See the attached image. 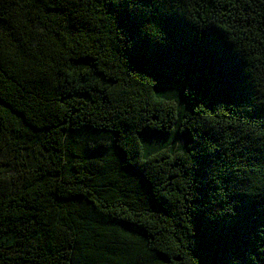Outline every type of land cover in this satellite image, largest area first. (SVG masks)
Masks as SVG:
<instances>
[{"label": "trees", "instance_id": "16d2710c", "mask_svg": "<svg viewBox=\"0 0 264 264\" xmlns=\"http://www.w3.org/2000/svg\"><path fill=\"white\" fill-rule=\"evenodd\" d=\"M153 4L219 34L245 103L225 90L197 110L174 76L164 93L128 60L115 0H0V264H264L245 230L264 224V0ZM225 185L254 202L234 225L207 218Z\"/></svg>", "mask_w": 264, "mask_h": 264}, {"label": "snow or ice", "instance_id": "6c2138e0", "mask_svg": "<svg viewBox=\"0 0 264 264\" xmlns=\"http://www.w3.org/2000/svg\"><path fill=\"white\" fill-rule=\"evenodd\" d=\"M140 3H144V0H115L114 8L118 11L113 13L127 38L126 54L134 68L139 69L140 65H147L148 70L146 72L154 77L162 90L179 89L181 93L180 88L166 85L165 78L174 76L175 80L183 83L184 97L188 98L191 107H195L197 110H199L198 106L212 101L219 92L225 90L237 96L238 104L246 102L242 88L231 80L226 71L227 57L222 49L219 34L207 31L198 36H193L178 19L158 10L154 11L156 4H153V0L152 7H148L149 4L144 3L145 9L140 8ZM151 27L162 33L164 38L159 40L146 39L147 31ZM217 64L225 66L222 75L217 74ZM197 76L203 79L206 91L198 86ZM157 135L155 126H146L141 132V136L149 143ZM216 195L219 201L224 203V206L208 215V220L212 222H215L218 217H225L226 214H230L226 223L229 225L237 224L239 216L236 210L238 208L242 210L245 206L254 203L245 195L230 192L226 185L218 188ZM237 195L247 199L229 200L230 196L235 197ZM217 198L212 201V205L217 204ZM190 220L191 238L197 245V231L193 223V215ZM253 227L255 231H252ZM245 230L249 239L255 240L259 236L264 240V224L252 225L249 222ZM257 250L264 253V247L258 245ZM245 256L252 264H257V257L251 251L246 252ZM261 259H264V256ZM233 264H241V262L234 260Z\"/></svg>", "mask_w": 264, "mask_h": 264}, {"label": "rangeland", "instance_id": "374dc122", "mask_svg": "<svg viewBox=\"0 0 264 264\" xmlns=\"http://www.w3.org/2000/svg\"><path fill=\"white\" fill-rule=\"evenodd\" d=\"M166 85H169V86H173V87H176V85L174 84H170V83H166ZM164 93H167L170 97L172 98H177L178 96V93H179V90L176 89V90H171V91H166V90H163Z\"/></svg>", "mask_w": 264, "mask_h": 264}]
</instances>
